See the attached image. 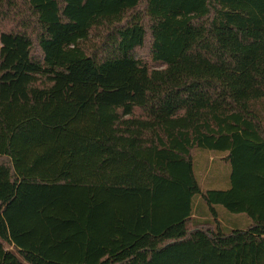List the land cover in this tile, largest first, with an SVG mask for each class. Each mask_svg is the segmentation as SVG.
<instances>
[{
  "label": "trees",
  "instance_id": "16d2710c",
  "mask_svg": "<svg viewBox=\"0 0 264 264\" xmlns=\"http://www.w3.org/2000/svg\"><path fill=\"white\" fill-rule=\"evenodd\" d=\"M0 45V264H264V0H0Z\"/></svg>",
  "mask_w": 264,
  "mask_h": 264
},
{
  "label": "rangeland",
  "instance_id": "374dc122",
  "mask_svg": "<svg viewBox=\"0 0 264 264\" xmlns=\"http://www.w3.org/2000/svg\"><path fill=\"white\" fill-rule=\"evenodd\" d=\"M225 155L212 151L195 152V173L203 191L226 189L230 186L232 168L229 163L223 160ZM200 204L198 200L196 204L198 214ZM219 208V219L227 228L233 225L245 227L250 220L246 215L232 214L223 207Z\"/></svg>",
  "mask_w": 264,
  "mask_h": 264
},
{
  "label": "crops",
  "instance_id": "0c3cea01",
  "mask_svg": "<svg viewBox=\"0 0 264 264\" xmlns=\"http://www.w3.org/2000/svg\"><path fill=\"white\" fill-rule=\"evenodd\" d=\"M225 158V157H224ZM224 158H223V160H224ZM225 161V160H224Z\"/></svg>",
  "mask_w": 264,
  "mask_h": 264
}]
</instances>
